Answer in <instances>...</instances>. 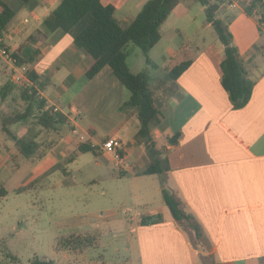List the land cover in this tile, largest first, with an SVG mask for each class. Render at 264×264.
I'll return each mask as SVG.
<instances>
[{
  "label": "crops",
  "instance_id": "crops-1",
  "mask_svg": "<svg viewBox=\"0 0 264 264\" xmlns=\"http://www.w3.org/2000/svg\"><path fill=\"white\" fill-rule=\"evenodd\" d=\"M2 1L16 11L0 43L25 60L35 51L40 52L32 69L44 84L41 96L52 84L59 66L67 71L61 81L63 84L74 75L82 82L74 95L76 102L69 106L79 111L78 116L74 118L62 110L67 114L71 130H75L74 134L71 131L74 139H61L33 166L38 169L45 163L54 165L62 156L61 150H77L78 143L85 142L82 136H76V126L87 114V104L92 100L111 102L118 110L112 109L118 119L112 123L114 127L109 135L102 134L100 140L93 141L102 152L100 156L112 161L110 154L102 151V143L110 138L120 141L119 152L128 169H119L118 176L138 175L147 164L139 160L146 148L134 140L136 118L119 112L125 101L123 85L108 66L93 78L86 79L84 73L91 60L73 46L67 33L55 31L46 37L38 33L43 19L60 0H37L30 9L20 0ZM146 1L101 0V3L113 5L117 19L121 24L125 22V26ZM259 1L254 10L264 15V0ZM247 4L249 0H240L234 8L223 4L217 13L218 18L227 24L232 45L247 77L253 82L251 97L241 109L231 107L228 94L221 86L223 45L216 34H211L213 28L206 18L197 21L187 9L171 21L168 20L169 14L160 26L156 54H161L163 69L177 59L180 51L185 55L177 61L191 59V64L174 86L170 83L164 86L171 89L163 98L154 138L162 142V138L179 133L175 144H162L169 166L165 184L195 216L206 244L194 245L190 233L172 219L165 207V211L160 212L164 217L161 223L140 225V220L135 219V236L128 240V244L132 243L129 264H264V33L256 24L255 14L248 15L244 11L243 5ZM30 37L32 41H28ZM53 86L56 89L54 82ZM84 91L85 95H82ZM42 97L47 104L59 107L48 97ZM103 118L96 122L103 124ZM86 133L92 139L99 135L93 124ZM139 164L142 167L137 169ZM157 213L149 211L142 216ZM58 253L64 252L60 250Z\"/></svg>",
  "mask_w": 264,
  "mask_h": 264
},
{
  "label": "rangeland",
  "instance_id": "rangeland-1",
  "mask_svg": "<svg viewBox=\"0 0 264 264\" xmlns=\"http://www.w3.org/2000/svg\"><path fill=\"white\" fill-rule=\"evenodd\" d=\"M11 9L15 14V8ZM187 9H190L197 21L205 19L204 7L197 1L175 0L168 20L179 17ZM212 32L215 35L214 30L211 34ZM208 39H211L210 35ZM7 43L12 45L9 41ZM129 48V69L133 73H146L149 87L154 90L156 103L161 107L170 88H156L164 72L161 54H156L159 44L147 54L154 64H158L157 68L146 64L145 56L138 47L130 43ZM83 54L91 60L88 54ZM12 68L0 58V86L7 80L11 81ZM54 73L52 81L56 84V89L52 82L42 96L68 111L70 104L76 102L74 95L81 88L82 82L74 75L73 79L66 80L63 84L61 81L67 71L60 66ZM122 88L126 101L129 92L125 87ZM82 95H85V91ZM87 105L89 110L78 122L76 136H82L85 142L94 145L93 141L100 140V135H109L114 127L112 123L118 118L112 110L116 108L111 102L90 100ZM21 110L23 104L16 91L4 100L0 99V187L7 191V196L0 198V264H29L35 258L53 260L52 264H129V247L132 249V243L128 244V240L134 238L133 227L137 223L133 218L137 212L148 214L149 211H165L162 186L170 192L168 184H165V175L127 173L118 176L119 169L127 171L126 165L115 167L107 157L80 153L76 148L61 150L62 156L54 165L45 163L36 169V166L17 153L13 140L1 130V117ZM119 112L129 116V113L120 108ZM100 117H104L103 124L96 122ZM134 121L138 128V121ZM91 124L99 132L95 139L86 133ZM11 129L18 137L28 132H39L38 139H46V142L53 140L52 143L56 140V144L61 139L70 141L75 137L69 124L61 131L45 132L33 119L13 125ZM159 141L158 146L162 143ZM146 153L139 158L140 163L150 161ZM141 167L139 164L137 169ZM35 177L43 178L40 186L15 193L17 187ZM69 236H79L81 241H88L89 246L78 249L76 253L62 249L61 252L64 253L57 254L60 250L56 249L61 248L62 240Z\"/></svg>",
  "mask_w": 264,
  "mask_h": 264
},
{
  "label": "trees",
  "instance_id": "trees-1",
  "mask_svg": "<svg viewBox=\"0 0 264 264\" xmlns=\"http://www.w3.org/2000/svg\"><path fill=\"white\" fill-rule=\"evenodd\" d=\"M24 7L30 9L37 4V0H20ZM204 7L205 20L209 23L218 39L223 45V58L220 63L221 86L227 92L233 109L244 107L252 93L253 82L247 77L245 68L238 58L237 50L232 45V36L227 24L217 13L223 5V0H195ZM175 0H147L136 14L134 19L123 26L115 15L113 5H103L101 0H60L59 4L46 16L41 23L38 33L46 37L55 31L67 33L72 38L73 46L82 50L91 57V65L85 71L86 79L93 78L103 67L108 66L117 80L129 92L128 99L120 106V110L126 111L138 121L137 132L134 140L143 143L146 155L150 160L145 168L139 173L142 175H165L169 170L168 160L162 148V144H175L179 133L162 138L158 146L154 138V131L160 123V106L156 103L154 90L149 87L146 73H133L128 65L127 58L130 54L129 44L138 47L145 56L147 65L157 68L148 57V52L160 39V26L165 22L174 6ZM260 4L259 0H252L243 5L244 11L251 15L253 10ZM14 17V11L0 0V39L6 31L7 25ZM33 38H28L32 41ZM9 50V49H8ZM16 58L17 65H28L25 72L27 81L16 86L7 80L0 86V99L4 100L13 91L23 104V110L5 114L1 117V130L14 142V147L19 155L36 165L56 144L38 139L39 132L27 133L16 136L11 126L26 123L30 119L45 132H57L67 126L68 120L65 115L46 109V100L41 96L44 84L32 69L38 61L40 52L35 51L26 60L19 57L15 51L11 52ZM180 51L176 58L164 68L163 76L159 79L156 88H161L168 83L175 85L177 78L191 64V59L177 61L184 56ZM171 89V88H170ZM71 128V127H70ZM72 129V128H71ZM77 151L91 153L94 157L101 155V150L89 142H79ZM122 154V153H121ZM65 174L66 171L62 170ZM43 178L35 177L24 185L15 189V193H22L40 186ZM163 184V183H162ZM7 196V191L0 187V198ZM162 198L170 216L184 230L190 233L194 245H205L206 237L201 225L195 216L187 211L181 200L165 186H162ZM164 221L161 213L144 215L139 221L140 225L157 224ZM88 241L80 240L79 236H69L62 240L61 248L77 252L78 249L87 248ZM76 249V250H75ZM53 260L35 258L29 264H52ZM207 264H216L210 262Z\"/></svg>",
  "mask_w": 264,
  "mask_h": 264
},
{
  "label": "built area",
  "instance_id": "built-area-1",
  "mask_svg": "<svg viewBox=\"0 0 264 264\" xmlns=\"http://www.w3.org/2000/svg\"><path fill=\"white\" fill-rule=\"evenodd\" d=\"M251 1L252 0H249V3ZM239 2H240V0H223V4L228 5V7H230V8L236 7L239 4ZM253 13L256 16V24H257L259 30L264 33V15L259 14L255 10L253 11ZM0 58H2L6 63L10 64L13 67L11 70L12 71L11 81L13 83L21 84L24 81H27L29 83V81L27 80V78L25 76V72L27 71L28 67L25 65L18 66L16 58H14L12 56L11 52L8 50V48L1 43H0ZM45 108L46 109H52L53 112L62 113V109H60L59 107H56L54 105H50V104L46 103ZM68 112L74 118H76L79 114V111L74 109L73 107L69 108ZM63 115L67 116V114H63ZM72 132L75 133V130H73ZM101 149L103 152L110 154V156L112 157L113 165L115 167L120 168V167H123L125 165L124 158L121 155V153L119 152V149H120V142L119 141L112 139V138L107 139L102 143ZM136 217H137V219L140 220L142 218V213L137 212L136 216L133 219L135 220Z\"/></svg>",
  "mask_w": 264,
  "mask_h": 264
}]
</instances>
